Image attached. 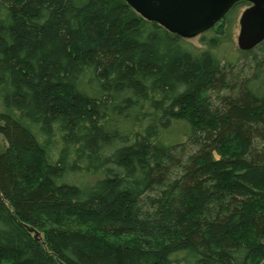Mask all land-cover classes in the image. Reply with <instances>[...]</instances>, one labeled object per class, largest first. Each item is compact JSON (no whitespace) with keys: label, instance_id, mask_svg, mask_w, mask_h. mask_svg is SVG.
Instances as JSON below:
<instances>
[{"label":"trees","instance_id":"16d2710c","mask_svg":"<svg viewBox=\"0 0 264 264\" xmlns=\"http://www.w3.org/2000/svg\"><path fill=\"white\" fill-rule=\"evenodd\" d=\"M0 12V264L264 261V42L192 54L126 0Z\"/></svg>","mask_w":264,"mask_h":264},{"label":"water","instance_id":"95a60500","mask_svg":"<svg viewBox=\"0 0 264 264\" xmlns=\"http://www.w3.org/2000/svg\"><path fill=\"white\" fill-rule=\"evenodd\" d=\"M136 12L182 38L196 37L222 21L240 1L250 3L240 18L239 48L264 42V0H126ZM264 264V261L261 263Z\"/></svg>","mask_w":264,"mask_h":264},{"label":"rangeland","instance_id":"374dc122","mask_svg":"<svg viewBox=\"0 0 264 264\" xmlns=\"http://www.w3.org/2000/svg\"><path fill=\"white\" fill-rule=\"evenodd\" d=\"M250 3H239L232 8L225 16V18L217 23L212 29L192 38H183L182 44L184 48L192 54H202L206 51L213 53L225 62L237 63L244 61L246 56L249 59L254 54H247L239 48L238 37L240 33V18ZM0 17L7 19L6 13L0 12ZM3 108L0 103V113ZM37 230V229H36ZM33 229L35 235L41 239L43 234Z\"/></svg>","mask_w":264,"mask_h":264}]
</instances>
